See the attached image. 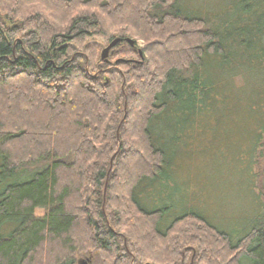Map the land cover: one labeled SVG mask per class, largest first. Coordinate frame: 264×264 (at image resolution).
<instances>
[{
	"label": "trees",
	"instance_id": "1",
	"mask_svg": "<svg viewBox=\"0 0 264 264\" xmlns=\"http://www.w3.org/2000/svg\"><path fill=\"white\" fill-rule=\"evenodd\" d=\"M200 3L0 0V264H264V0ZM207 114L250 139L231 226L158 189Z\"/></svg>",
	"mask_w": 264,
	"mask_h": 264
},
{
	"label": "rangeland",
	"instance_id": "2",
	"mask_svg": "<svg viewBox=\"0 0 264 264\" xmlns=\"http://www.w3.org/2000/svg\"><path fill=\"white\" fill-rule=\"evenodd\" d=\"M201 1L211 3L212 9H217L220 12L221 4L227 0ZM183 4L185 9L196 8L198 9L197 12L202 16L208 15L207 9L203 8L201 3L199 4V0H183ZM141 45L142 43L138 42L137 47L139 48ZM105 47L102 46L100 51ZM125 47L126 43H123L120 47L114 48L110 53L117 52ZM226 119L219 120L216 119L215 115L207 114L197 121L192 131H188H191L190 134L186 132L187 134L184 136V139L176 147L177 151L175 155L172 154L171 162L173 167L172 172L173 174L175 173L177 180L171 183L169 187L162 186L158 188L160 190H166L168 193L166 197H170L172 194L176 196V198H172L171 196V202L167 209L170 213L178 211L182 206L188 208L193 207L200 211L203 210L208 215H213L215 220L218 221V226L234 225L226 223L220 216L221 208L233 211V223H236L237 219L244 216L243 213L246 212L244 209L248 207L250 201L246 197L238 199L237 195L242 194L241 188H244L245 184H241L240 174L235 171V167L238 157H240V160H244L243 162L248 161L250 139L245 135L240 136L239 130L245 129L244 124L237 123L234 118L233 120L230 117ZM246 127L253 128L252 125ZM182 142L184 144L181 145ZM260 163H264V158H260ZM177 174H179V177H177ZM229 176L230 181L227 184L224 181H227ZM184 184H186L187 200H182L181 195L176 193L180 185L182 186ZM227 187L228 189L233 188L235 194L233 196L234 204L233 206L229 204L231 205L229 208H223L219 203V199L221 198L220 192L221 189L226 190ZM165 198L162 199L165 200ZM157 200L158 204L163 205L162 200L160 202L158 197ZM181 200L184 202H181ZM34 213L36 216H42L44 210L36 209ZM97 255L98 253H91V255L85 253L77 254L76 264H80L81 261H87V264H100L99 256L97 257Z\"/></svg>",
	"mask_w": 264,
	"mask_h": 264
},
{
	"label": "water",
	"instance_id": "3",
	"mask_svg": "<svg viewBox=\"0 0 264 264\" xmlns=\"http://www.w3.org/2000/svg\"><path fill=\"white\" fill-rule=\"evenodd\" d=\"M125 41H126L127 43L131 44V45L133 44V40H131V39H128V38H127ZM118 42H119V39H118V38H115V39H113L112 41H110V43H108V45H107L105 48L102 49V51H101V53H100V57H101V59H106L109 50H110L112 47H114ZM80 264H87V261H86V262H85V261H81Z\"/></svg>",
	"mask_w": 264,
	"mask_h": 264
}]
</instances>
